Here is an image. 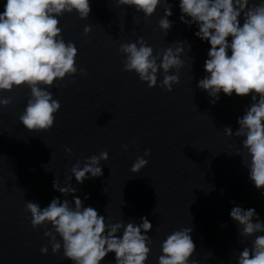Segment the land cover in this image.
<instances>
[{"label":"clouds","instance_id":"9594fccd","mask_svg":"<svg viewBox=\"0 0 264 264\" xmlns=\"http://www.w3.org/2000/svg\"><path fill=\"white\" fill-rule=\"evenodd\" d=\"M161 2L117 0L121 6H134L145 19L155 14ZM168 5L159 20V27L166 35L174 23L169 19L173 13L172 6ZM179 8L180 21L188 26L197 25L195 36L210 44L204 62L207 75L198 81L197 87L213 98L210 101L213 104L219 100L221 92L229 97L233 93L240 97L251 96L252 103L237 119L239 128L233 132L231 127H226L224 134L243 138L242 149L228 153L241 156L242 164L249 170V179L257 190L264 189V0L259 3L255 0H179ZM73 11L86 20L91 13L89 0H6L0 13V92L24 86L30 89L26 108L19 117L29 131L45 132L54 126L61 104L48 89L53 88L56 81L77 73L78 49L73 42L63 39L59 19ZM83 31L88 35L91 25H86ZM171 45L162 54L154 55L153 48L143 37L120 44L119 52L125 56L124 71L135 72L142 82L153 88L162 70L160 86L171 92L173 85L180 82L179 70L185 67L181 59L185 45L188 52L191 51L187 41ZM189 60L191 70L193 58L189 56ZM173 69L177 74H169ZM80 72L86 74L82 68ZM10 102V98L0 99L3 106ZM65 150L72 152L71 148ZM150 154L148 149L144 156L137 157L130 171L137 174L145 168L148 161L144 157ZM108 158L107 152H101L99 156L86 158L83 167L78 162L71 168L72 176L68 180L75 177L78 184H83L90 177L102 176L101 161ZM53 188L65 197L72 195V203L54 197L44 208L32 201L25 204L33 229L52 226L44 236L49 238L53 254H59L63 248V257L73 264H101L109 253H115L116 264H146L151 252L148 245L152 243L147 233L153 228L147 217H142L139 224L106 222L105 216L91 206L85 207L75 196V187H62L56 179ZM230 217L239 225L240 237L253 238L251 245L243 247L236 255V264H264V221L255 208L235 206ZM121 230L122 236H119ZM192 231V227H183L169 234L161 243L158 264H190L196 252ZM40 251L46 255L48 246H42ZM191 264H199V261H191Z\"/></svg>","mask_w":264,"mask_h":264}]
</instances>
